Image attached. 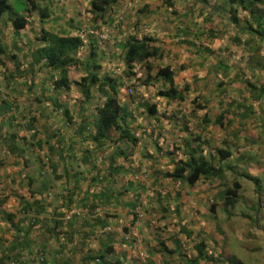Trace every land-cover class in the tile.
<instances>
[{
    "label": "crops",
    "instance_id": "1",
    "mask_svg": "<svg viewBox=\"0 0 264 264\" xmlns=\"http://www.w3.org/2000/svg\"><path fill=\"white\" fill-rule=\"evenodd\" d=\"M92 1L35 0L48 18L18 11L28 16L18 32L13 14L0 16V264H185L201 243L206 256L225 263L198 264L241 261L228 236L245 252L246 238L229 226L249 220L244 210L259 201L242 175L264 178L258 14L239 11L237 27L219 0L207 7L173 0L172 8L161 0H117L104 22L93 24ZM258 12L264 32V5ZM42 32L83 41L67 88L55 87L61 75L45 60L34 62L33 52L45 46ZM130 36L153 38L160 55L149 60L148 84L127 98L126 84L141 67L124 63L121 45ZM165 67L181 101L158 96L168 85L155 74ZM105 79L115 82L135 143L117 131L101 146L92 140L97 109L112 95ZM195 138L208 143L200 148L215 165L216 151H229L222 166L234 170L193 186L169 177L186 150L198 148ZM233 182L241 186L239 200L227 209L224 191Z\"/></svg>",
    "mask_w": 264,
    "mask_h": 264
},
{
    "label": "trees",
    "instance_id": "2",
    "mask_svg": "<svg viewBox=\"0 0 264 264\" xmlns=\"http://www.w3.org/2000/svg\"><path fill=\"white\" fill-rule=\"evenodd\" d=\"M162 3L168 7L172 8L174 5L173 0H161ZM197 3L201 4L204 7L209 6V0H195ZM223 3V7L227 8V13L229 15V21H231L237 27L240 26L239 18L237 16L239 11L250 12V15L254 17L255 13L258 14L256 33L259 36L264 34L262 30V17L259 13L260 5H264V0H219ZM117 0H93L91 2V19L92 23L96 24L97 22H104V19L110 10V8L116 4ZM20 5H22V11H27L29 14L33 11H38L40 21L48 18L47 9H40L39 4L35 0H26ZM31 6L29 11L27 6ZM5 13L13 14L12 18H9L12 27L15 32L22 30L28 24V16L21 15L18 13V10L12 7L10 0H0V16ZM28 14V15H29ZM242 29V28H241ZM244 30L249 29V26H244ZM42 40L45 42V46L37 49L33 52L34 62L39 63L42 60H45L47 66L52 71H57L60 73V79L54 82L56 88H67L68 87V78L67 71L68 67L78 63L76 58V53L83 47V41L79 37H70V36H61L53 33H44L42 32ZM155 40L151 37H143L141 40L137 39L135 36H130L127 40L121 45L123 51V60L128 68L132 69L133 64H143L145 65L146 70L149 72L152 69L149 60H156L160 55V49L154 46ZM4 50L0 49V53H3ZM99 66L93 65V75L91 76V81H97L95 71ZM155 78L161 79L167 85V89L160 90L158 96L164 97L167 100H178L183 99L181 92L174 89L173 84V72L169 67L159 69ZM151 76H147V80L144 82L148 84ZM101 85H109L112 95L108 96L105 102L97 109V118L94 121L95 134L92 136L94 143H97L98 146L104 144L105 141H110L111 132H119L120 139H127L130 142L135 143L136 138L130 133L126 125V114L125 109L119 104L117 100V91L115 82L110 79H105L101 82ZM186 90V88H184ZM4 106V113H7L10 110V105L4 100L2 102ZM154 110V106L148 107L149 113ZM5 115V114H4ZM193 141H196L199 146L198 148H188L186 150L187 158L186 161H179L173 172L169 174L173 180H183L189 186H193L199 180H209V179H223L224 171L231 169L234 170V167L229 165L222 166V163L230 157V152L218 149L216 151L217 162L214 164L212 160L207 155H204V151L200 148V145L206 146L208 143L206 141H201L200 138H195ZM46 166V164L44 165ZM244 179L252 181V184L255 186V194L258 196L259 201L250 208L252 211H256V214L260 213L261 206L263 209V201L261 198L264 196V178L252 177L247 174L242 175ZM241 186L238 182H233L230 187H227L224 191L223 202L224 206L228 209H233L234 206L238 203L239 200V191ZM2 200L0 199V204ZM260 209V210H259ZM249 210V209H248ZM255 214V215H256ZM248 216H250L248 214ZM251 223H258L262 229H264V219L255 217L252 219V216L248 217ZM203 243L199 244L197 249V256L194 259L187 260L185 264H198L199 261H215L217 263H225L219 258L208 257L203 252ZM165 249V248H164ZM166 251V249L164 250ZM42 259V258H41ZM216 259V260H215ZM229 264H244L238 259L233 258L228 261Z\"/></svg>",
    "mask_w": 264,
    "mask_h": 264
},
{
    "label": "rangeland",
    "instance_id": "3",
    "mask_svg": "<svg viewBox=\"0 0 264 264\" xmlns=\"http://www.w3.org/2000/svg\"><path fill=\"white\" fill-rule=\"evenodd\" d=\"M12 5L18 11H21L23 8L17 0H12ZM82 52V54H84V49ZM146 71L145 65H141L138 70L132 72L133 78H131L129 83L127 82L125 89L131 88L133 93L130 95L123 93L125 97L132 98L135 96L136 92H140L141 86H143V82L146 80ZM261 200L263 201V209L261 206V210L259 209L260 213L256 214L257 210L254 212L250 209H243L246 213L252 216V219L255 217L264 219V196ZM229 227H234L236 230H240L242 236L246 238L244 245L245 252L242 248H238V242L235 237H232V235L228 236L230 249L236 257L240 258L244 264H264V229H262L258 223H251L249 220H243L241 218L238 220L234 219Z\"/></svg>",
    "mask_w": 264,
    "mask_h": 264
},
{
    "label": "built area",
    "instance_id": "4",
    "mask_svg": "<svg viewBox=\"0 0 264 264\" xmlns=\"http://www.w3.org/2000/svg\"><path fill=\"white\" fill-rule=\"evenodd\" d=\"M86 34H88V33H87V30L84 29L83 31H81V33L79 34V36H80L82 39H84V37H85ZM99 38H100V40H104V39H105V35L100 34V35H99ZM123 92H124V93H127L128 95H130V94L133 93V90L130 88V89H125ZM41 260H42V259H40V261H41Z\"/></svg>",
    "mask_w": 264,
    "mask_h": 264
}]
</instances>
